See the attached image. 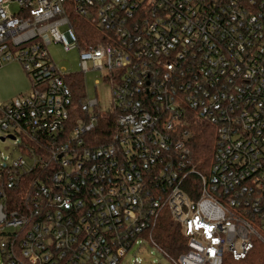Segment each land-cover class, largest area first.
<instances>
[{
  "label": "built area",
  "instance_id": "2783aa9c",
  "mask_svg": "<svg viewBox=\"0 0 264 264\" xmlns=\"http://www.w3.org/2000/svg\"><path fill=\"white\" fill-rule=\"evenodd\" d=\"M72 14L101 30L95 46ZM53 44L80 51V73ZM13 62L31 91L0 103V130L35 149L1 164V264H129L148 246L171 264H224L264 246V0H0V68ZM91 70L106 72L108 108L88 95ZM198 125L215 134L205 169ZM165 212L189 240L178 258L153 235Z\"/></svg>",
  "mask_w": 264,
  "mask_h": 264
},
{
  "label": "trees",
  "instance_id": "16d2710c",
  "mask_svg": "<svg viewBox=\"0 0 264 264\" xmlns=\"http://www.w3.org/2000/svg\"><path fill=\"white\" fill-rule=\"evenodd\" d=\"M71 20L77 31L81 47L95 46L96 39L102 34L101 30L93 26L89 20L80 16L72 14ZM68 82L71 85L76 102L78 103L84 91L83 77L76 75L69 78ZM100 140H103V138H100ZM214 143L215 134L213 129L206 125H198L197 134L192 140V150L194 159L199 167L205 169L211 164ZM29 144L27 141L22 140V143L14 147V149L22 155L29 156L30 149H35L33 144L31 146ZM11 173H13L11 165L2 166L0 164V188L5 183L7 176ZM34 176L33 174L23 176V182L33 180ZM18 190L20 189L8 190L10 206L14 207V205L20 202L21 192ZM153 235L157 243L173 258H178L190 250L188 238L185 237L181 227L167 212L158 221L157 227L153 230ZM224 264H264V246L258 244L250 256L243 261L236 262L228 256L225 258Z\"/></svg>",
  "mask_w": 264,
  "mask_h": 264
},
{
  "label": "rangeland",
  "instance_id": "374dc122",
  "mask_svg": "<svg viewBox=\"0 0 264 264\" xmlns=\"http://www.w3.org/2000/svg\"><path fill=\"white\" fill-rule=\"evenodd\" d=\"M16 9V8H14ZM49 51L59 68L65 69L70 73H80V51L73 49L66 51L61 44H53L49 47ZM92 66L90 65V68ZM106 72L91 70L86 77L88 95L90 98H98L102 109L108 108L112 102V88L110 84L103 80ZM100 81V85L96 86V82ZM31 91V81L28 77L23 65L20 62H13L0 68V103H10L21 95L28 94ZM7 134L0 130V164H6V160L14 161L23 156L28 163L32 162L29 156H24L14 149L12 141H1L2 137ZM143 258L145 264L169 263L159 252L151 247H146L144 253L140 254L135 251L127 255L126 261L133 264L135 255ZM2 253L0 250V262ZM1 264V263H0ZM128 264V263H126Z\"/></svg>",
  "mask_w": 264,
  "mask_h": 264
},
{
  "label": "water",
  "instance_id": "95a60500",
  "mask_svg": "<svg viewBox=\"0 0 264 264\" xmlns=\"http://www.w3.org/2000/svg\"><path fill=\"white\" fill-rule=\"evenodd\" d=\"M6 140H9V141H15L16 138H15L14 136H10V135L1 138V141H2V142H5Z\"/></svg>",
  "mask_w": 264,
  "mask_h": 264
}]
</instances>
